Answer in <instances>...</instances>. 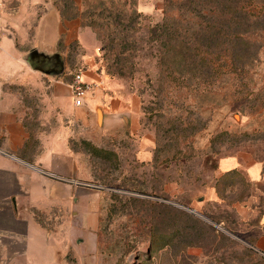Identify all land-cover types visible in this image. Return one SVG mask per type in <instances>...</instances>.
<instances>
[{"label": "rangeland", "instance_id": "1", "mask_svg": "<svg viewBox=\"0 0 264 264\" xmlns=\"http://www.w3.org/2000/svg\"><path fill=\"white\" fill-rule=\"evenodd\" d=\"M234 3L233 8L264 13V0H233L231 4ZM32 5L35 9L25 13L27 18L31 17L27 22L31 28L29 39L33 38L32 31L41 17L49 16L53 23L60 14L67 21H75L89 42L84 48L73 46L72 70L86 71L90 67L83 62L85 56L93 66L99 85L92 94L99 93L107 106L113 100L124 103L137 100L143 134L155 138L156 150L152 163H139L134 156L136 138L133 135H121L119 131L109 144L92 135L94 142L115 152L118 160L88 158L90 172L81 171L76 179V186L80 188L78 201L48 206L33 213L49 238L62 243L33 246L24 264H174L173 261H180L178 256L173 258L177 251L173 248L169 252L151 250L148 242L151 232L141 210L145 199L172 204L218 230L215 236L211 234L200 240V247L188 249L187 264H264V253L250 244L253 231L232 224L225 223V227L214 224L202 215L199 206L194 207V201L216 179L214 168L218 157L237 154L264 162L261 127L264 122V34L254 38L257 56L240 75L222 73L213 85L176 87L160 73L156 44L148 31L165 13L176 14L179 5L167 7L165 0H33ZM207 5L205 11L215 8L210 2ZM18 91L26 102L33 103L32 113L34 120L37 119L41 111L36 107L39 106L37 92L30 95L31 91L24 88ZM97 111L102 117V108L98 107ZM97 111L93 116L96 117ZM35 125L32 122V130L36 129ZM79 131L81 135L90 134L82 125ZM79 149L84 151L80 145ZM37 150L38 146L31 152ZM83 158L81 155L82 161ZM166 181L176 183L174 192L168 194L160 189L159 184ZM7 189L13 191L11 187ZM88 215L95 222L94 250L90 248L91 235L86 229ZM22 227L21 224L12 226L7 218L0 216V229L23 231ZM23 247L24 243L19 241L16 253L0 249V264H22Z\"/></svg>", "mask_w": 264, "mask_h": 264}, {"label": "crops", "instance_id": "2", "mask_svg": "<svg viewBox=\"0 0 264 264\" xmlns=\"http://www.w3.org/2000/svg\"><path fill=\"white\" fill-rule=\"evenodd\" d=\"M32 1L5 0L6 9L1 12L0 22V216L7 218L12 226L23 225V231L0 229V249L16 253V244L22 241V264L33 246L61 242L49 238L33 213L48 206L78 201L80 188L76 186V179L81 171L90 172L88 158L94 159L86 151H80L81 140L107 149L94 142L92 135L109 144L119 131L125 136L129 133L136 138L134 156L139 163H152L156 148L155 138L143 134L137 100L128 103L113 100L107 106L96 92L90 93L82 106L73 104L70 83L75 70H72L70 54H73V46L84 48L89 41L75 21H67L60 14L53 23L49 16L36 21L33 38L29 39L31 28L27 22L31 17L27 18L25 13L35 9ZM83 62L90 66L82 71L85 79L96 80L88 58L84 56ZM19 88L31 91L30 95L37 92L39 106L36 107L41 108L37 119L34 120L32 113L33 103L24 100ZM98 107L103 111L100 123L98 116H93ZM32 122L36 123L34 130ZM80 125L90 130V136L80 134ZM261 127L264 129V122ZM30 134L38 141L33 164L19 157ZM239 156L218 157L215 178L237 170L251 182L253 194L242 202L233 203L231 208L240 221L247 223L257 219L258 226H250L248 231H253L256 248L264 252V211L257 212L260 199L264 202V162ZM165 183L159 184L160 189L168 194L174 192L176 183ZM9 187L13 191H7ZM201 196L203 202L194 201L195 208H201L205 202H222L213 184L208 185ZM71 213L77 214V211ZM86 221L91 235L90 248L94 250V217L88 215Z\"/></svg>", "mask_w": 264, "mask_h": 264}, {"label": "trees", "instance_id": "3", "mask_svg": "<svg viewBox=\"0 0 264 264\" xmlns=\"http://www.w3.org/2000/svg\"><path fill=\"white\" fill-rule=\"evenodd\" d=\"M165 2L167 7L179 5L180 8L176 14L165 13L148 34L156 44V64L160 73L176 87L213 85L222 73L240 75L255 60L257 50L254 38L264 34L263 12L248 13L241 8H233L236 6L235 3L231 4L233 0H209L211 6L215 7L212 11L204 10L209 3L206 0ZM37 146L38 141L30 134L19 157L33 164L36 152L31 150ZM80 146L96 159L111 162L118 158L112 150L95 147L86 140H81ZM213 187L222 202L203 203L201 213L204 217L214 224L224 227L225 223L232 224L246 231L250 226H258L257 219L247 223L240 221L231 208L233 203L244 201L254 192L251 182L241 172L233 170L223 174L215 179ZM144 201L141 210L145 225H149L151 232L148 241L150 248L154 252L163 249L169 252L170 248L177 250L173 258L178 256L180 261H173L174 264H187L189 248L200 247V240L204 237L219 233L212 225L172 204L149 199ZM197 201L203 202L202 196ZM262 211L264 202L260 199L257 212L261 214ZM254 239L255 236L250 243L253 247ZM248 250L255 255L252 249Z\"/></svg>", "mask_w": 264, "mask_h": 264}, {"label": "built area", "instance_id": "4", "mask_svg": "<svg viewBox=\"0 0 264 264\" xmlns=\"http://www.w3.org/2000/svg\"><path fill=\"white\" fill-rule=\"evenodd\" d=\"M4 2L0 0V22L1 12L3 10ZM2 37V25L0 23V41ZM72 81L70 83L71 97L73 104L77 107L82 106L86 97L98 88V82L95 80L88 81L83 76L82 71H75L72 74Z\"/></svg>", "mask_w": 264, "mask_h": 264}, {"label": "water", "instance_id": "5", "mask_svg": "<svg viewBox=\"0 0 264 264\" xmlns=\"http://www.w3.org/2000/svg\"><path fill=\"white\" fill-rule=\"evenodd\" d=\"M97 116H98V119H100L101 114H100V112H98V111H97Z\"/></svg>", "mask_w": 264, "mask_h": 264}]
</instances>
